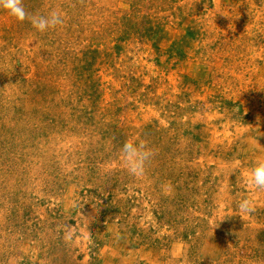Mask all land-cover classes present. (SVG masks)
Masks as SVG:
<instances>
[{
	"label": "rangeland",
	"instance_id": "rangeland-1",
	"mask_svg": "<svg viewBox=\"0 0 264 264\" xmlns=\"http://www.w3.org/2000/svg\"><path fill=\"white\" fill-rule=\"evenodd\" d=\"M21 2L62 22L0 8V264H264V0Z\"/></svg>",
	"mask_w": 264,
	"mask_h": 264
},
{
	"label": "clouds",
	"instance_id": "clouds-1",
	"mask_svg": "<svg viewBox=\"0 0 264 264\" xmlns=\"http://www.w3.org/2000/svg\"><path fill=\"white\" fill-rule=\"evenodd\" d=\"M0 8L7 11L8 15L17 21L29 19L31 25L39 31H44L61 23V15L56 11H51L47 16L31 15L26 12L21 0H0ZM122 155L127 163L129 170L133 173L142 171L143 163L150 155L147 151H142L141 146L133 142H126L121 149ZM248 183L257 188H264V161L257 162L248 175ZM241 212H251V202L243 198L238 204Z\"/></svg>",
	"mask_w": 264,
	"mask_h": 264
}]
</instances>
